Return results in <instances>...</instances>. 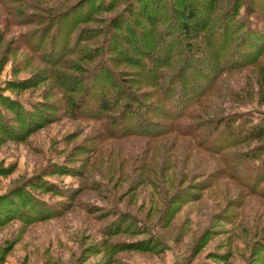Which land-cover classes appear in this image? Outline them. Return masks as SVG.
I'll list each match as a JSON object with an SVG mask.
<instances>
[{
	"label": "rangeland",
	"instance_id": "obj_1",
	"mask_svg": "<svg viewBox=\"0 0 264 264\" xmlns=\"http://www.w3.org/2000/svg\"><path fill=\"white\" fill-rule=\"evenodd\" d=\"M197 1L0 0L1 264H264V0Z\"/></svg>",
	"mask_w": 264,
	"mask_h": 264
},
{
	"label": "trees",
	"instance_id": "obj_2",
	"mask_svg": "<svg viewBox=\"0 0 264 264\" xmlns=\"http://www.w3.org/2000/svg\"><path fill=\"white\" fill-rule=\"evenodd\" d=\"M152 1V3H155L156 0H150ZM214 0H198L197 3L195 4L194 7H189V12L187 14V18L190 19V21H195L197 19V14L199 11H201L203 13V15L208 16L210 11L212 10V3H214ZM204 16V17H205ZM211 21L207 22V18H205L203 20V22L199 23V24H195V25H191L189 24L187 21L184 23V32H185V37L187 38V45L191 44L192 47L190 49H193V44L192 42L201 38V35L204 34L206 31H210L211 30V37L213 35H215L214 29L215 28H210L209 27V23ZM218 21H216L215 26H217ZM210 28V29H209ZM210 38V37H209ZM209 38H202L204 41H208ZM126 79H123L122 82H120V92L122 93L123 97L120 100L124 101L123 104V108L125 109V114L128 113V117L133 118L134 123L131 125L132 128L130 127V129H126L123 132V134L126 135H133V136H144V135H150V137H158V136H163V135H170L173 134L172 132H178L180 133V128L178 127H173V125L170 126V128L165 129L164 131H156L154 133V131L152 129L149 128V125L151 124L150 121L145 120L142 116L139 115L138 111L140 107L143 108V102L132 98L131 95L129 94V91H127V86L128 84L126 83V81H124ZM153 85V84H152ZM155 86H158V83L154 84ZM161 85V84H160ZM181 85V84H180ZM192 86V82H189V88L187 86V84H184V86H180L183 92H188L189 89H191ZM180 89V90H181ZM190 93V91H189ZM104 102H102L103 108L104 110L107 109L109 107L108 102H106V100H103ZM169 102L171 104V102H174L173 98L170 96L166 99V104L169 105ZM137 108V109H136ZM171 111V112H170ZM168 113H166L167 115H161L160 117L162 118H169V120H178L180 118V116H182L184 113H177L173 110H170ZM151 112V111H150ZM157 113V111H156ZM158 114H162V112H158ZM132 120V121H133ZM158 126V124H156ZM263 131H256L253 128H251L250 131H248V133L246 134V136H250L251 134L255 135L256 133H261ZM121 134V133H120ZM21 196L19 195V198ZM1 264V263H0Z\"/></svg>",
	"mask_w": 264,
	"mask_h": 264
}]
</instances>
